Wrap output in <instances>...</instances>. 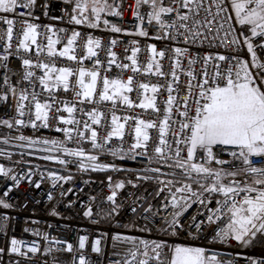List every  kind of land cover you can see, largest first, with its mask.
<instances>
[{
	"label": "snow or ice",
	"instance_id": "6c2138e0",
	"mask_svg": "<svg viewBox=\"0 0 264 264\" xmlns=\"http://www.w3.org/2000/svg\"><path fill=\"white\" fill-rule=\"evenodd\" d=\"M63 2L70 5V11H65L69 23L99 28L102 22L105 28L110 27L113 32L123 31L116 24H111L108 19L102 18V14L122 16L118 6L109 5L107 0L103 2L101 0H63ZM142 4L150 8L146 14L147 22L150 25L155 22L158 32L163 33V36L157 34L155 39L176 40L180 36L187 44H202L208 38V33L212 32V26L215 23L216 35L224 30V39L221 40L224 47L228 46L226 37L232 35V51L236 54L225 56L219 53H205L201 56L197 53L195 56L188 57V67L185 69L181 57L185 56L189 49L176 47L175 57L171 58L172 70L170 73H165L157 59H163L165 51H157L155 45H149L151 56L143 69L138 66L136 56L139 48H133L132 55L127 57L131 64L118 63L116 53L109 51L108 55L111 59L107 61L102 74L100 59L96 58L91 68H86L82 63L84 59L98 56L96 50L101 47V40L88 36L85 45L86 54L78 57L75 54V44L80 33L73 30L67 43L59 51L55 47L59 42L58 39H53L52 36L47 38L46 49L49 57H65L77 64L75 68L57 67L54 60L41 62L37 59L34 62L30 58L20 56L21 49L28 53L32 45H36L37 57L44 51L37 44L39 26L26 19L22 21L26 25L22 33L23 38L19 41L16 51H10L14 20L7 16H0V20L7 25L4 34L7 42L3 46V54L0 55V69L4 70L3 86L5 88V91L0 92V103L8 105L9 96H11L16 114L12 119L0 120V124L9 129L18 126L17 131L19 128H31L34 131L43 128L62 132L64 140L29 136L23 133L15 139L24 142L18 145L21 148H33L48 153L40 158L56 161L63 165L65 170L68 164L72 163L82 171H133L114 162L119 159L136 161L141 165L139 173L157 174L155 176L138 174L135 181L128 179L127 184L136 187V181L139 180H154L158 183L159 187L155 195L159 197L161 193H164L160 208L168 213L160 218L161 226L158 229L165 238L138 241L133 236L116 233L112 236L114 248L119 243L130 244L131 247L124 252L122 260L110 261V264H236V257L240 256V253H236L233 259L221 260L218 254L206 255L204 247L194 246L189 241L208 238L204 234L208 233L209 227L215 225L214 234L210 237L211 242L228 244L230 240H235L241 247H247L259 237L258 242L264 247V163L260 165L253 163L254 159L264 160V59L258 55V52L264 53V0H211L207 4L205 0H169L168 5L164 4V0H136L133 16L139 23L135 34L144 37L149 33L143 28L145 17L139 11ZM35 7L36 0H0V13H14L20 17L32 16ZM41 7L47 15L48 4L44 3ZM18 8L26 9L27 12H17ZM213 8H215L214 14ZM201 10L206 13L203 19L200 18ZM173 12L176 16L171 21L164 19L166 15ZM232 13H234L235 23L241 29L238 35L232 23ZM61 18L53 17V19ZM226 23L228 26L225 29ZM45 27L51 31V26L45 25ZM245 30L249 32V35H244ZM111 43L115 45L116 41L112 40ZM133 43L136 42L133 41ZM244 47H246L248 59L240 55ZM12 55L22 60L24 69L17 85L21 81H27L33 85L31 92L12 84L11 77L8 75L10 71L8 60ZM197 63L201 64L199 73L194 67ZM113 64L121 70L130 69L133 73L143 71L160 77L170 76L171 80L166 81L164 85L144 82L136 85L139 97L137 103L128 95L133 91L134 76L129 75L127 80L119 77L109 78L107 73ZM209 66H211V72ZM34 68L41 69L42 74L37 75L32 70ZM180 72L187 77L183 95L180 94L178 87H174L179 84ZM16 74L19 75V73ZM73 76L76 77L72 85L74 97L79 98L81 104L86 101L95 102L94 97L98 96L100 102L111 101L113 106L119 101L128 107L152 110L157 114L156 119L145 120L138 116H125L121 122V118L113 113L108 125L109 130L101 137L97 128L92 127V125L104 126L101 123L103 113L96 108L85 113L89 120L83 122V130L80 128L81 121L74 115L77 110L76 105L70 104L67 100L59 101L63 105V111L68 113L67 117L59 114L60 107L55 109L57 115L50 116L53 104L58 102L57 97L52 94L53 91L61 88L68 91L70 77ZM33 80L38 81L42 89L49 94L43 102L38 98L40 93L35 91ZM98 88L99 91H97ZM161 88L168 93L167 99L160 100L163 108L157 104ZM81 111L83 112V109ZM26 115L31 118L25 119ZM50 119L57 123L50 124ZM129 119L135 120L134 136L132 142L125 148V123ZM61 124L64 127H60ZM151 129L156 130L155 138L150 133ZM85 131L90 134L85 136ZM73 133L76 135L77 143L87 140L91 144V151L67 147L66 141L73 140ZM113 138L118 139L120 144H111ZM150 141L151 154H149ZM3 142L7 144L9 141L5 139ZM53 152L63 153L74 159L65 160L60 155H53ZM24 154L22 152L21 156ZM102 154L111 155L113 162L101 161ZM0 155H6L8 159H11V153L0 151ZM138 157L142 159L137 160ZM153 162L160 163L161 167H151ZM164 168L171 171L165 172ZM176 170H179L182 180L165 179V177H176L178 174ZM34 174L31 168L24 173H13L10 167L0 164V176L13 182L12 186L7 187L0 196V208H13L14 205L5 197H8L12 187L19 186L21 180L26 179L29 184H32ZM40 175L43 177L44 174L40 173ZM47 176L54 187L59 181L67 182L72 179L71 176L56 172H48ZM107 181L111 189V193L106 197L112 204V208L107 213L110 216L118 214L121 205L116 202L117 190L124 189L126 184L122 179L113 182L111 175L107 177ZM35 187L39 188L40 183L35 182ZM68 191L70 192L71 188ZM64 194L61 193V195ZM52 199V194L49 192L48 200ZM135 203L136 201H133L134 205ZM193 203L199 206L196 213L185 217V213ZM131 211L135 213L137 208L134 206ZM144 211L149 215L142 218L149 223L154 222V218L159 214V211L152 212L151 204ZM53 214L59 215L54 210ZM83 215L92 217V208L87 206ZM198 216L200 219L197 218ZM3 218L8 219L7 215ZM125 226L137 227L136 225ZM140 230L151 231L147 225ZM35 234L39 235V232ZM43 238L49 239L47 235ZM87 241V235L78 237V250L81 254L78 258L73 256L71 264H91L82 251L86 248ZM55 243L62 242L55 241ZM63 243L66 247L62 250L73 252L71 243ZM100 244V239H96L91 246V251L102 255ZM25 248L27 251H23ZM7 251L25 257L28 252L37 253L39 247L35 241L29 245L23 240L12 237ZM44 251L48 253L52 249L45 248ZM4 252L5 248L0 247V259ZM114 254L119 255V253ZM243 259L245 264H264V255L259 257L247 255Z\"/></svg>",
	"mask_w": 264,
	"mask_h": 264
},
{
	"label": "built area",
	"instance_id": "2783aa9c",
	"mask_svg": "<svg viewBox=\"0 0 264 264\" xmlns=\"http://www.w3.org/2000/svg\"><path fill=\"white\" fill-rule=\"evenodd\" d=\"M206 4L210 3L211 0H205ZM44 3L48 4L47 12L44 14V9L41 7ZM109 5L118 6V10L122 13L121 17L112 16V15H103L102 18H106L110 21L111 24H116L123 31L113 32L110 27L105 28L103 23L99 28H89L85 25H76L74 23H69L68 16L65 15V11H70V5L65 4L63 0H36V7L33 9L32 16H16L14 13H0V16H7L10 19L14 20L13 25V37H12V49L10 51L15 52L16 47L19 41L23 38L22 33L26 25L22 23L23 20H27L30 23L37 24L38 36L37 44H39L44 51L39 54L37 57L36 45L31 46V51L25 53L22 49L20 50V56L24 58H30L34 62L39 59L41 62H55L57 67L69 66L75 68L77 66L76 62L69 61L65 57H49L47 55V38L52 36L53 39H58V43L55 45L56 49L62 50L63 46L67 43L68 37L71 35L73 30H76L80 33L76 44H75V54L80 57L86 54V41L88 36L93 38H98L101 40V47L97 49L98 56L91 59H84L83 65L86 68L93 67L94 60L96 58L102 61L101 73H103V68L106 66L107 61L111 59L108 55L109 51L116 53V59L118 63H127L131 64V61L127 59L128 56L132 55L133 48H139L137 52L138 66L143 69L151 52L149 50V45H155L157 51L164 50L165 56L163 59H159V62L162 65V70L165 73H170L172 70L173 60L172 57H175L174 49L176 47L188 48L189 52L181 57L183 61V67L186 69L188 67V57L195 56L199 53L201 56L205 53H219L225 56H232L236 53L232 51V35L226 37L228 41V46L224 47L221 43V40L224 39V30H221L219 35H216V24L212 26V32L208 33V38L203 41L202 44L191 45L184 42L183 37L178 36L176 40L172 39H155L157 34L163 36L162 32H158L155 22L149 24L147 22V12L150 11L148 5H141L139 11L142 16L145 17L143 23V28L146 30L148 36H139L136 35L137 25L139 21L133 16V11L136 9V0H109ZM164 4L168 5L169 0H164ZM175 7V5H173ZM17 12L26 13L27 10L23 8H18ZM215 13V8H213V14ZM88 15V13H86ZM206 13L201 10L200 18L203 19ZM223 15V14H222ZM233 15V25L236 29V34L240 32V26L235 23L234 13ZM176 16V13L173 12L170 15L164 17L165 20L171 21ZM53 17H62L61 19H53ZM45 25L51 26V31L45 27ZM227 23L225 24V29L227 28ZM7 29V25L0 20V55L3 54L4 44L7 42L6 36L4 35ZM65 29V31H60ZM182 31V30H181ZM207 32V29H205ZM54 33V35H53ZM216 35V38L213 39V36ZM244 35H249L247 30L244 31ZM115 40V45H112L111 41ZM135 41L136 43H133ZM255 42V41H254ZM245 59H248V54L246 47L240 53ZM261 59H264V53H259ZM223 63V62H221ZM8 66L10 71L8 75L11 77V82L13 85H16L18 88H26L28 92L33 90V85L29 84L27 81H21L17 85V81L20 80V77L23 75V65L22 60L16 56L12 55L9 57ZM196 72H200L201 64L197 63L195 66ZM37 73V75L42 74V70L38 68L32 69ZM211 66H209V71L211 72ZM3 69H0V92L5 91L3 86ZM16 73H19L17 75ZM180 81L178 87L180 94L185 93V84L187 77L180 72ZM109 78L119 77L124 80H127L129 75L134 76L133 80V91L128 93L129 97L134 102H139V97L136 90V85L141 82L144 83H159L164 85L166 81H170V76L160 77L154 74L144 73L143 71L138 73H133L130 69L121 70L116 67L115 64L112 65L111 70L107 73ZM199 78V76H198ZM76 77H70V89L64 91L62 88L60 90H54L53 95L57 97V103L53 104L52 112L50 116L57 115L55 109L57 107L61 108L60 115L68 116V113L63 111V105L59 101L67 100L70 104L76 105V112L74 113L75 118L81 121L80 128L83 130V122L89 120V117L85 113L91 111L93 108L98 109L103 113L102 125L103 127L92 125L93 128H97L100 136L102 137L109 130L108 125L111 122V116L115 113L116 116L123 118L128 117H139L141 119L149 120L156 119L157 114L152 112V110H143L138 107H128L123 103L117 101L115 106L111 101L100 102L98 96L94 97L95 102H84L81 104L79 98L74 97L73 87ZM35 85V91L40 93L39 99L41 102L46 100L49 94L44 91L38 81L33 80ZM99 91V88L98 90ZM168 93L161 88L160 93L158 94L157 104L161 108L163 105L160 104L161 99H167ZM14 104L11 96H9L8 105L0 103V120L2 119H12L16 114L14 110ZM83 109V112L81 111ZM25 119H30L31 117L26 115ZM90 122V121H89ZM14 123V120H13ZM50 124L57 123V121L50 119ZM135 120L129 119L125 123V137H124V147L127 148L128 145L132 142L134 136ZM64 127V125H59ZM14 126L12 129H9L3 124H0V151L4 153H11V159H8L6 155H0V164H4L6 167H10L13 173H24L29 168L35 173L32 176V184H29L28 181L21 180L18 187H12L9 192L8 197H5L10 203L14 205L13 208L3 209L0 208V247L5 248V252L2 254V259H0V264H71L73 256H78L81 252L78 250V237L81 235H87L88 241L86 242V248L83 251L86 259L91 261V264H110V261L122 260L124 252L131 247L127 243H119L116 248L113 247L112 236L116 233H121L125 236H133L137 240H158L164 239L161 233L158 231L161 226L159 221L162 216H166L168 213L164 209L160 208L161 199L164 193H161L159 197L155 195L156 189L159 187L158 183L154 180H139L136 181L137 186L133 187L130 184H127L128 179L136 180V176L140 175H149L155 176L156 173H139L138 170L141 167L136 161L124 160L121 161L116 159L114 162L121 165L122 167H127L133 169L129 172H94L91 170L82 171L78 170L75 164L69 163L67 170L61 164L56 161H49L41 159L44 153L37 151L33 148H21L18 145L24 143L15 139L18 135L23 133L24 135L29 136H43L48 138H59L64 140V134L62 132H56L51 129H39L34 131L31 128H19ZM150 133L153 138L157 136L156 130L151 129ZM90 133L85 131V136H88ZM73 140L66 141V146L69 148H84L86 151H91V144L87 140H82L79 143L76 142V135L73 133ZM7 139L9 142L5 144L3 141ZM171 140V137H169ZM111 144L119 145L120 141L116 138H113ZM25 153L21 156V153ZM34 153L33 155H28L27 153ZM53 155H60L65 160H72L74 158L68 157L63 153L53 152ZM149 154H151V141L149 142ZM142 158L138 157L137 160ZM100 160L105 162H113V157L108 154L100 155ZM19 162V163H18ZM28 162V163H25ZM254 164L260 165L264 163V160L254 159ZM151 167H161V164L158 162H153ZM163 171L168 172L170 169L164 168ZM177 175H179V170ZM48 172H56L60 175L71 176L72 179L64 182L59 181L56 183L55 187L52 184V181L48 178ZM43 173V177L40 175ZM111 175L113 177V182L116 180H125V188L117 190L116 202L121 205L118 209V214L107 215V213L112 208V204L107 201L106 197L111 193V189L108 186L107 177ZM88 181V183H84ZM35 182L40 183V187H35ZM13 182L11 180H6L4 177L0 176V196L7 187H11ZM71 188L69 192L68 189ZM51 192L53 199L48 200V194ZM65 193L61 195V193ZM95 198L94 200L92 198ZM137 197L142 199L137 200ZM215 200V198H214ZM133 201H136L135 205ZM152 205V212L159 211V214L154 218V222H147L142 217L149 215L145 213L144 209L148 205ZM90 206L93 210L92 217H85L83 212L86 210V207ZM136 207L137 211L133 213L131 211L132 207ZM212 205H210L211 207ZM199 206L195 203L188 209L185 213V217H188L191 214H195ZM53 210L59 215L53 214ZM171 211V209H168ZM4 215H7L8 219L4 220ZM200 219V217H197ZM93 221H96L95 223ZM187 223V221H185ZM125 225H136L137 227H126ZM147 225L151 231H141L140 229L144 228ZM216 226L213 225L209 227L208 233L204 234L208 238L200 240H190L194 246H202L206 249V255L211 256L212 254H218V258L221 260L233 259V256L236 253H240V256L236 257V264H245L244 256H261L264 254H254L251 251L243 250L242 247L236 243L235 240H230L228 244H222L219 242H211L210 237L213 235V229ZM28 229V231H25ZM39 232V235L35 234ZM106 234V235H105ZM47 235L48 240H45L43 237ZM12 237H15L19 240H23L26 244H31L33 241L39 247V251L35 254L28 252L27 256H17L11 254L7 251L10 240ZM54 238V239H53ZM96 239H100V247L102 249V255L94 253L91 251V246ZM55 241H61L62 243H55ZM63 242L71 243L73 245V252H68L65 249L66 245ZM45 248H51L52 251L45 253ZM27 251V248L23 249ZM114 253H119L116 255ZM232 255H228V254ZM140 259V257H137Z\"/></svg>",
	"mask_w": 264,
	"mask_h": 264
},
{
	"label": "bare ground",
	"instance_id": "6f19581e",
	"mask_svg": "<svg viewBox=\"0 0 264 264\" xmlns=\"http://www.w3.org/2000/svg\"><path fill=\"white\" fill-rule=\"evenodd\" d=\"M259 241V237H257V240H255L253 242V244H257V245H260V243L258 242ZM253 244L251 246H247V247H242L243 250H247V251H252V252H259L260 254L261 253H264V247H259L260 249H257V248H253Z\"/></svg>",
	"mask_w": 264,
	"mask_h": 264
},
{
	"label": "trees",
	"instance_id": "16d2710c",
	"mask_svg": "<svg viewBox=\"0 0 264 264\" xmlns=\"http://www.w3.org/2000/svg\"><path fill=\"white\" fill-rule=\"evenodd\" d=\"M109 0H107V2H108ZM165 179H174V180H182L183 179V177L182 176H180V175H177L176 177H165ZM193 187L195 188L196 187V185L194 184L193 185ZM173 191H175V189H173Z\"/></svg>",
	"mask_w": 264,
	"mask_h": 264
},
{
	"label": "rangeland",
	"instance_id": "374dc122",
	"mask_svg": "<svg viewBox=\"0 0 264 264\" xmlns=\"http://www.w3.org/2000/svg\"><path fill=\"white\" fill-rule=\"evenodd\" d=\"M101 2H103V0H101ZM104 14H102V16H103ZM237 243V242H236ZM259 247H261V245H257V244H253V248H257V249H260ZM252 252V251H251ZM254 254H259V252H253ZM261 254H264V253H261Z\"/></svg>",
	"mask_w": 264,
	"mask_h": 264
}]
</instances>
